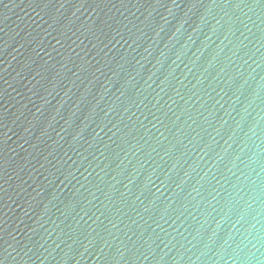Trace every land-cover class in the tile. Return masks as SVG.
<instances>
[{"label": "water", "instance_id": "95a60500", "mask_svg": "<svg viewBox=\"0 0 264 264\" xmlns=\"http://www.w3.org/2000/svg\"><path fill=\"white\" fill-rule=\"evenodd\" d=\"M0 264H264V0H0Z\"/></svg>", "mask_w": 264, "mask_h": 264}]
</instances>
